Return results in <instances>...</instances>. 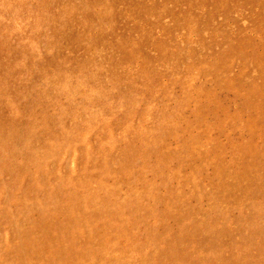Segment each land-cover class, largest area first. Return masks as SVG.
Segmentation results:
<instances>
[{
	"label": "rangeland",
	"instance_id": "obj_1",
	"mask_svg": "<svg viewBox=\"0 0 264 264\" xmlns=\"http://www.w3.org/2000/svg\"><path fill=\"white\" fill-rule=\"evenodd\" d=\"M0 264H264V0H0Z\"/></svg>",
	"mask_w": 264,
	"mask_h": 264
}]
</instances>
